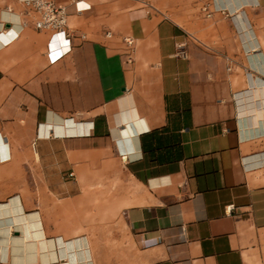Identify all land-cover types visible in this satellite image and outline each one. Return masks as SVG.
I'll return each instance as SVG.
<instances>
[{
    "label": "crops",
    "instance_id": "0c3cea01",
    "mask_svg": "<svg viewBox=\"0 0 264 264\" xmlns=\"http://www.w3.org/2000/svg\"><path fill=\"white\" fill-rule=\"evenodd\" d=\"M36 1L0 0V219L13 201L28 217L0 264H78L83 246L92 264H256L264 0H205L212 18L198 0H42L72 12V51L54 64ZM108 163L135 192L124 230L89 236L62 196L71 174L83 189ZM41 244L55 260L40 262Z\"/></svg>",
    "mask_w": 264,
    "mask_h": 264
},
{
    "label": "rangeland",
    "instance_id": "374dc122",
    "mask_svg": "<svg viewBox=\"0 0 264 264\" xmlns=\"http://www.w3.org/2000/svg\"><path fill=\"white\" fill-rule=\"evenodd\" d=\"M105 171L109 174L96 173L82 179L83 189L76 185V176H70L67 181L68 192L62 196L68 198L62 213L69 217L82 216L83 229L80 231L89 236H97V232L107 230H124V210L131 204L126 198L133 196L135 192V186L126 179L122 167L108 163ZM35 197L40 201L44 199L40 192H36ZM51 198L55 200L54 204L59 205L56 200L60 196L52 194ZM256 264H264V254Z\"/></svg>",
    "mask_w": 264,
    "mask_h": 264
},
{
    "label": "built area",
    "instance_id": "2783aa9c",
    "mask_svg": "<svg viewBox=\"0 0 264 264\" xmlns=\"http://www.w3.org/2000/svg\"><path fill=\"white\" fill-rule=\"evenodd\" d=\"M72 5L75 7L77 0H71ZM201 2L200 10L206 18H212L214 11L211 10V4L205 0H198ZM36 3L37 12L40 14V19L36 23V27L39 30H46L51 32V38L48 43L47 55L49 61L54 64L63 57L71 53L73 48V37L67 31V20L72 14L69 7L56 6L52 3H47L42 0H38ZM106 36L112 37V32H107ZM125 43L129 48L128 54L129 62L133 59V52L135 50V40L132 37L125 38ZM37 142L32 144L33 150L36 151ZM124 160L127 156H122ZM71 177L74 174L70 175ZM234 208V205L228 206V211Z\"/></svg>",
    "mask_w": 264,
    "mask_h": 264
},
{
    "label": "bare ground",
    "instance_id": "6f19581e",
    "mask_svg": "<svg viewBox=\"0 0 264 264\" xmlns=\"http://www.w3.org/2000/svg\"><path fill=\"white\" fill-rule=\"evenodd\" d=\"M251 86L253 87H259L256 83H255V80H253V82L251 83ZM259 91V90H258ZM255 94V93H254ZM257 95V94H256ZM253 96V95H252ZM253 99V97H252ZM255 99V98H254ZM253 99V100H254ZM246 100V99H245ZM253 102V101H252ZM255 102V101H254ZM250 103V102H249ZM247 107V106H246ZM255 108V107H254ZM264 122V121H263ZM259 158V157H258ZM263 161V160H262ZM264 162V161H263ZM258 163H261V160L260 162ZM253 165V164H252ZM251 165V166H252ZM12 204H14V201L12 203H10L9 205H6L4 207H1L3 209V212H4V217L0 219V258L2 259H5L6 257V251L9 249V247H13L15 248V245L17 244V241L11 236V227L13 225V223L15 222H24L28 219L27 216H23V214H21L20 216L15 215L14 214V209L15 207L13 208ZM1 213L0 212V216H1ZM30 218H33V217H30ZM32 227L34 229H37L38 226L37 224H32ZM41 234H34V238L32 237V234H30V239L32 240H38L37 237H40ZM29 238L28 237H24L23 240L27 241ZM20 241V240H19ZM40 241L38 240V243ZM44 242V241H42ZM48 243V242H47ZM44 244V243H43ZM82 244V243H81ZM42 245V244H41ZM45 246V244H44ZM47 246V245H46ZM45 246V247H46ZM51 245H48L47 247H49ZM80 247V246H79ZM43 245L42 247L40 248L39 246L37 247V250H38V254H39V260L40 262H45L47 260H50L53 259L55 260V255H51V253H43ZM11 250V249H10ZM9 250V251H10ZM14 250V249H13ZM25 250V249H23ZM27 250V249H26ZM29 250H33V248L29 249ZM35 250V248H34ZM88 250H86V248H84L83 246V249L82 251L80 250V254H79V263L78 264H92V261L91 259L89 258L90 255H88ZM30 256V255H29ZM14 259L16 258V256H13ZM10 259H12V256L10 257ZM15 261V260H14ZM28 263V262H27ZM70 264V263H68Z\"/></svg>",
    "mask_w": 264,
    "mask_h": 264
}]
</instances>
